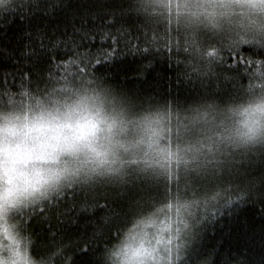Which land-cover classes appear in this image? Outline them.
Returning a JSON list of instances; mask_svg holds the SVG:
<instances>
[{
	"label": "trees",
	"instance_id": "16d2710c",
	"mask_svg": "<svg viewBox=\"0 0 264 264\" xmlns=\"http://www.w3.org/2000/svg\"><path fill=\"white\" fill-rule=\"evenodd\" d=\"M70 2L73 8L97 11V24L107 11H114L113 32L122 28L139 37L133 48L138 44L140 49L149 47L150 52L121 44L118 54L106 62L91 67L81 57L83 64L79 59L71 61L54 75L49 72L47 55L37 61L21 60L18 50L27 43L26 33L39 28L50 35L53 29L63 30L71 17L63 11L47 18L13 15L0 25V47L16 50L11 57L0 55V80L7 75L9 83L15 82L10 90L0 89V114L27 113L45 102L70 99L82 89L107 87L122 118L137 120L148 113L159 119L167 112L169 119L175 113L181 128L213 126L225 120L234 122L228 117L234 118L241 109L245 112L254 98L264 95V78L249 79L224 63L231 51L242 49L258 59L264 55V40L258 36L264 30L260 22L264 11L241 6L220 9L223 15L214 17L217 24L212 26L204 13L213 11L207 6L221 4L197 1L198 5L190 0ZM245 37L252 42L241 44ZM55 55L59 60L63 53L57 49ZM253 73L264 76L259 68ZM249 143L231 147L228 154H209L212 158L204 159L211 161L208 166L203 161L170 173L167 179L158 171L129 164L121 173L78 181L48 198L15 206L8 219L24 241L30 261L53 264L55 257V264H61L50 247L48 224L38 219L27 223L33 206L63 200L67 194L73 198L67 206L72 208L75 203L88 208L87 215L105 205L96 213L97 221L107 217L102 231L83 220L53 231L58 241L63 235L64 244L88 242L87 251L77 254L75 264H120L122 250L115 257L110 254L116 242L126 238V246L143 226L154 224L163 204H191L198 216L205 210V202L211 203L210 198L220 193L221 199L231 196L232 202L192 229L194 236L181 255V264H264V143Z\"/></svg>",
	"mask_w": 264,
	"mask_h": 264
},
{
	"label": "clouds",
	"instance_id": "9594fccd",
	"mask_svg": "<svg viewBox=\"0 0 264 264\" xmlns=\"http://www.w3.org/2000/svg\"><path fill=\"white\" fill-rule=\"evenodd\" d=\"M207 7L213 11L205 12V19L209 25L216 26L214 17L223 15L220 9L240 5ZM260 22L264 24V13H261ZM258 36L264 40V30L259 31ZM251 42L246 37L240 40L241 44ZM113 99L107 87L88 88L77 91L70 99L42 103L26 114H0L2 144L8 145L12 151L16 150V145H20L21 152L26 147L33 156L27 163L21 160L15 165L11 184L0 180V206L12 208L45 199L69 184L121 173L129 164L154 169L167 179L170 173L176 174L181 169L202 164L215 151L264 138V117H261L254 134H240L247 132L243 109L235 114L231 123L225 120L220 125L190 124L181 128L175 113L169 119L167 112L159 119L145 113L137 120L123 122L117 115ZM257 104H264V95L251 101L252 106ZM90 117L101 121L99 131L95 137L78 140V122L83 124ZM109 124L113 125L111 129ZM65 145L74 146L78 151L75 155L61 151ZM181 215L192 229L198 224L193 223V212L185 210ZM168 216V204H163L155 223L146 231L151 233L156 228L159 232ZM125 242L126 238L118 240L110 254L115 257ZM0 255L7 258V249L0 251Z\"/></svg>",
	"mask_w": 264,
	"mask_h": 264
},
{
	"label": "snow or ice",
	"instance_id": "6c2138e0",
	"mask_svg": "<svg viewBox=\"0 0 264 264\" xmlns=\"http://www.w3.org/2000/svg\"><path fill=\"white\" fill-rule=\"evenodd\" d=\"M243 3L248 8L264 11V0H243ZM61 11L65 13L66 17H71L65 28L63 30L53 29L50 35L39 28L26 33L27 43L18 50L21 60L31 59L37 61L42 56L47 55L49 72L59 75L61 70L71 61L79 59L80 63L83 64L81 57H86L88 66L91 67L106 62L118 54L121 44L129 47L130 50L150 52L149 47L140 49L138 44L133 48V41L139 40V37L130 36L122 28H116L113 32L114 23L117 20L114 11H107L104 14L102 23L97 24L96 20L100 17L97 11L83 6L73 8L70 0H0V25L8 23L13 15L24 19L38 16L47 18ZM57 49H60L63 53L59 60L55 55ZM15 52V49L8 50L0 47V55L11 57ZM224 63L229 70L243 74L249 79L264 78V76H257L256 73H253L254 68H259L260 72L264 73V55H261L258 59L255 54L246 55L241 49L231 51ZM24 75L28 76L30 73ZM14 84V81L13 83L8 82L6 75L3 80H0V89L10 90ZM245 116L246 119L243 123L247 128V132L240 134L248 136L254 134L259 127L260 119L264 117V104L249 106L245 109ZM100 123L99 119L91 117L83 124L78 122L79 135L76 138L79 140L95 137L96 132L99 131ZM112 126V124H109L108 128L111 129ZM8 130L11 131V129ZM97 155H100V153L97 152ZM30 159H33V156L26 147L24 152H21L20 145H16V150L12 151L8 145L2 144V138H0V180L11 184L13 181L12 174L16 171L15 165L21 160L27 163ZM69 200H73L71 194H67L63 200H45L39 206L34 205L27 221L29 224L32 220L38 219L40 223L48 224V233L51 238L50 247L59 256L61 264H75L77 254L87 251L88 242L81 240L74 241L70 245L64 244L63 235L60 236L61 239L58 241V236L53 229L63 224L73 226L83 220L86 224L95 225V230L99 232L103 230V222L107 220L106 216H101L99 221L96 219L97 211H102L105 205H101L99 208L94 209L91 215H87L88 208H81L75 203H73L72 208H69L67 206ZM210 200L211 203L205 202V210L201 215L195 216L193 223H200L204 219L215 216L225 204L232 202L231 196L221 199L220 193H215ZM62 201L65 203H62ZM186 208V204L177 205L173 215L172 205L169 204V216L160 228L157 243L163 242L165 245L163 252L167 258V264H181V255L186 249L188 241L194 236L192 225L181 215L182 210H186ZM0 233L9 241V251L14 257L12 264H19L21 256L18 244L16 248L11 247L16 242L9 234L6 226L0 225ZM2 247L3 245L0 244V248ZM152 257V249L146 247L144 242L141 243L139 248L131 249L130 252L126 249V259L129 264H147V261ZM0 264H3V262L0 261ZM53 264H55V257L53 258ZM81 264H86V262L81 261Z\"/></svg>",
	"mask_w": 264,
	"mask_h": 264
},
{
	"label": "rangeland",
	"instance_id": "374dc122",
	"mask_svg": "<svg viewBox=\"0 0 264 264\" xmlns=\"http://www.w3.org/2000/svg\"><path fill=\"white\" fill-rule=\"evenodd\" d=\"M184 1H189V0H184ZM197 1L204 2V3L210 2V3H214V4H221V5H234L235 4V5H240L241 7H244V8H248L244 5L243 0H197ZM197 1L195 2V1L190 0V2L196 3L199 5L200 2L197 3ZM223 10H225V8H223ZM252 10H255V9H252ZM24 114H26V113H24ZM117 115L123 122L128 121V119L122 118L118 114V112H117ZM228 118H229V121L234 119L233 117L232 118L228 117ZM131 120H136V119H131ZM220 123L222 124L223 122H220ZM220 123H219V125H220ZM255 143H260V144L264 143V138H258L256 140L250 142L249 144H255ZM230 149H231V147H228L226 149H223L220 151H215V152L216 153L217 152H224V154H228L230 152ZM61 151H66L72 155H75L76 152L78 151V149L75 148L74 146H71V145H65V146H62ZM215 152H213L211 154H215ZM207 158H212V157L207 156ZM76 162L78 163V161H76ZM204 162H205V165L208 166L211 161H204ZM185 169H188V168H185ZM147 170L156 171V170L150 169V168H147ZM182 170H184V169H181L180 171H182ZM34 201H37V200H33L31 202L21 203V204L17 205L16 207H23L29 203L34 202ZM12 208L0 206V220H1L0 225H4L7 227L9 234L13 237V240L16 242V243H13L11 245V247L16 248L17 244H18V249H19V253L21 256V260H20L19 264H34L28 258V254L25 251L24 241L21 239V237L16 232H14L13 227L10 225L8 215L10 214ZM175 208L176 207H172L173 215L175 212ZM186 210L193 212L194 208H193V206H191V204H189V205H187ZM183 211H185V210H182V212ZM151 225H153V224H146L145 226H143L140 229V231L138 232V234H136L132 238V240L122 249V251L120 253V257H121L120 264H129V261L126 259V249L130 252L131 249L139 248L142 242L145 243L146 247H150L152 249V252H153V257L147 261V264H157V262H159V264H167V258L164 256V252H163L165 245L163 242L157 243V238H158L159 232L157 231L156 228H153L151 233L146 231V229ZM146 241H148V243H146ZM0 244L3 245V247L0 248V251H3L6 248L7 252H8L7 258L0 255V261H2L3 264H6V261H7V264H12L14 257L12 256L11 252L9 251V241L4 238L2 233H0ZM133 245H135V246H133Z\"/></svg>",
	"mask_w": 264,
	"mask_h": 264
}]
</instances>
